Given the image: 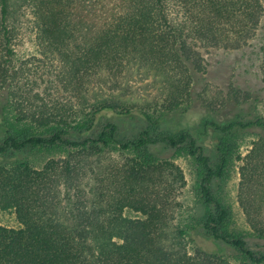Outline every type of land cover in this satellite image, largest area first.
Masks as SVG:
<instances>
[{
    "label": "trees",
    "instance_id": "16d2710c",
    "mask_svg": "<svg viewBox=\"0 0 264 264\" xmlns=\"http://www.w3.org/2000/svg\"><path fill=\"white\" fill-rule=\"evenodd\" d=\"M26 26L36 50L15 65ZM250 46L264 83V0H0V210L18 222L0 224V264H264L260 94L196 84L201 48ZM193 99L199 132L160 128ZM126 121L142 126L126 135ZM245 132L235 196L247 234L214 191ZM173 149L194 158L197 212L179 199Z\"/></svg>",
    "mask_w": 264,
    "mask_h": 264
},
{
    "label": "rangeland",
    "instance_id": "374dc122",
    "mask_svg": "<svg viewBox=\"0 0 264 264\" xmlns=\"http://www.w3.org/2000/svg\"><path fill=\"white\" fill-rule=\"evenodd\" d=\"M21 18L24 20L25 16H22ZM28 18L29 15H27L26 20H28ZM27 22L28 21H26V24H28ZM23 31L24 33L21 32L13 46L15 65H19L21 61L28 58L36 50L34 30H30L26 26V29L23 28ZM201 53L204 57L206 70L203 74L197 75L196 84L198 91H200L203 86L207 90V96H214L218 90L222 88L226 89L230 84L247 90H253L260 94L259 102L255 108L257 112L264 113V83L261 81V76L257 68L256 57L258 52L255 46L245 47L238 51L227 50L220 47H205L201 48ZM9 111V109H5L3 112V110L0 109V118L3 113L7 118H10ZM204 116H206L205 107L202 106L199 100L193 99L190 103L179 107V109L160 115V128L164 130L186 129L195 134L202 129L200 122L201 118ZM140 126H142V123L140 122L126 121L122 133L126 135H130L133 132L136 133ZM2 130L3 128L0 122V132ZM252 139V133H238L235 140L236 147L231 155L226 175L221 181L214 183L215 193L231 211L230 228L239 230L243 234H247L249 229L235 196L238 182V161L236 160V156L238 153L242 154L246 150ZM204 141L206 143L203 144L205 151L208 152L211 143L208 141L207 137H205ZM164 151H166L165 153L170 154L171 158L182 170L185 183L181 189L179 199L182 202L184 209L191 213L197 212L200 209V206L196 196L197 167L194 158L182 149ZM164 151L162 153H164ZM58 154V152L53 151L39 152L35 156L39 159H46ZM128 215L134 216L135 213L130 211ZM0 224L8 227L18 226L14 213L12 211L4 210H0Z\"/></svg>",
    "mask_w": 264,
    "mask_h": 264
}]
</instances>
